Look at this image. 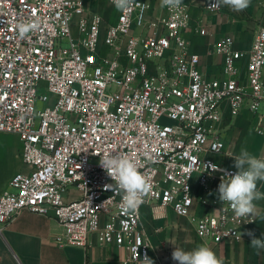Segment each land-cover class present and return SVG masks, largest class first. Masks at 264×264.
<instances>
[{
	"label": "built area",
	"instance_id": "obj_1",
	"mask_svg": "<svg viewBox=\"0 0 264 264\" xmlns=\"http://www.w3.org/2000/svg\"><path fill=\"white\" fill-rule=\"evenodd\" d=\"M83 2L0 0V133L17 136L29 169L12 176L13 191L0 193V233L29 211L55 219L63 245L86 249L94 235L127 249L123 264H141L145 254L160 264L139 229L149 206L154 217L172 209L188 218L201 240L239 241L251 217H237L219 198L198 197L193 185L209 192L213 181L237 172L212 158L224 144L211 130L223 101L232 115L264 102V25L247 50L232 36L208 49L222 57L221 77L210 78L184 37L189 28L206 34L200 23L192 26L187 3L169 10L159 0L164 14L155 15L153 3L134 0L101 39V18L84 16ZM205 8L217 13L222 3L206 0ZM30 21L39 29L20 39L16 25ZM257 131L264 132V115ZM106 153L133 159L153 185L135 213L122 210V194L105 191L114 183L100 166ZM209 163L223 171L206 170ZM197 204L200 214L192 211Z\"/></svg>",
	"mask_w": 264,
	"mask_h": 264
},
{
	"label": "crops",
	"instance_id": "obj_2",
	"mask_svg": "<svg viewBox=\"0 0 264 264\" xmlns=\"http://www.w3.org/2000/svg\"><path fill=\"white\" fill-rule=\"evenodd\" d=\"M146 1L154 4L155 15L164 14L159 0ZM205 1L182 0L190 6L192 26L198 22L201 28L206 29V34L201 35L189 28L184 32V37L188 40L191 50L201 56V70L210 78H218L222 75V57L207 55L206 51L225 36H232L237 48L249 49L257 26L264 25V0H250L249 6L240 12L222 3V8L217 13L206 10ZM118 14L119 11L107 0L83 2L84 16L98 15L101 18V39L105 36L106 29L116 23ZM79 18L77 14L72 17L73 37L78 36ZM239 65L244 74L245 60L242 59ZM263 115L264 102L257 111H252L245 105L237 115H232L228 101H223L221 119L211 131L220 137L224 147L221 153L213 154L212 158L235 170L237 169L234 167L233 157L239 155L242 148H246L257 158H264V132L257 131L259 118ZM20 150V142L19 147L17 144L0 145V151H7L10 163L14 164L0 183V193L12 189L9 182L17 170H29L20 159ZM220 183L213 181L209 192H204L194 184L193 192L198 197L203 194L207 199L213 200L219 198ZM257 189L264 193V182L258 181ZM254 203L255 214L241 229L242 238L239 241L214 244L201 240L188 218L177 216L172 209H167L162 217H154L149 206H143L141 209L139 229L149 241L151 258L160 264H178L172 259V252L176 247L191 251L201 245L210 247L223 264H264V249H253L250 246L251 238L247 234L252 232L256 238L264 239V199ZM202 209L197 204L192 211L200 214ZM62 233L63 229L55 219L23 211L0 233V264H123L128 255L127 249L113 244H101L94 235L90 237L86 249L63 245Z\"/></svg>",
	"mask_w": 264,
	"mask_h": 264
},
{
	"label": "clouds",
	"instance_id": "obj_3",
	"mask_svg": "<svg viewBox=\"0 0 264 264\" xmlns=\"http://www.w3.org/2000/svg\"><path fill=\"white\" fill-rule=\"evenodd\" d=\"M111 2L121 12L130 11L134 5V0H111ZM216 2L228 5L236 12L245 10L250 4V0H216ZM181 3L182 0H161V6H166L169 10L179 8ZM16 27L19 38L25 39L29 37V33L39 29V22H21ZM233 159L234 167L238 171L227 177H221L218 186L219 200L223 204L227 203L237 217H251L256 209L254 201L264 199V193L257 189V182H264V158H257L246 148H242L240 154ZM100 166L114 181L113 184L105 185V191L122 194V210L126 213H135L144 203L145 196L152 191V183L138 170L133 159L120 153H106L100 156ZM205 166L206 170L223 171L214 163ZM247 234L251 238L250 246L253 249H264V239L256 238L252 232ZM172 259L178 264H223L207 245H201L191 251L176 247L172 252ZM141 264H154V262L145 254Z\"/></svg>",
	"mask_w": 264,
	"mask_h": 264
},
{
	"label": "rangeland",
	"instance_id": "obj_4",
	"mask_svg": "<svg viewBox=\"0 0 264 264\" xmlns=\"http://www.w3.org/2000/svg\"><path fill=\"white\" fill-rule=\"evenodd\" d=\"M62 47L67 48L68 44L63 43ZM14 144H17L19 147V140L17 136L8 133H0V145H14ZM10 162L11 160L9 159V153L7 151L5 152L0 151V183L3 182L4 179L6 178L9 170L11 169V165H14L13 163ZM10 191L13 190L11 189Z\"/></svg>",
	"mask_w": 264,
	"mask_h": 264
}]
</instances>
